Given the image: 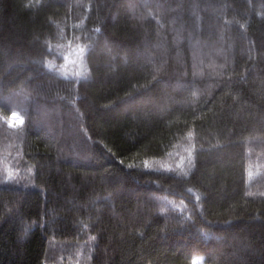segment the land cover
<instances>
[{
	"label": "trees",
	"instance_id": "1",
	"mask_svg": "<svg viewBox=\"0 0 264 264\" xmlns=\"http://www.w3.org/2000/svg\"><path fill=\"white\" fill-rule=\"evenodd\" d=\"M200 254L264 264V0H0V264Z\"/></svg>",
	"mask_w": 264,
	"mask_h": 264
},
{
	"label": "rangeland",
	"instance_id": "2",
	"mask_svg": "<svg viewBox=\"0 0 264 264\" xmlns=\"http://www.w3.org/2000/svg\"><path fill=\"white\" fill-rule=\"evenodd\" d=\"M74 56V55H73ZM73 56H69V58L67 59V61L65 62L66 64V68H68V70L65 71H61V74H63L64 76L67 77H82V64H81V59L80 57H73ZM77 64V68H74V65ZM12 119L15 121L20 122L21 119L19 118L18 115L13 114L12 115ZM205 256L204 255H195L193 258V264H205V260H204Z\"/></svg>",
	"mask_w": 264,
	"mask_h": 264
}]
</instances>
